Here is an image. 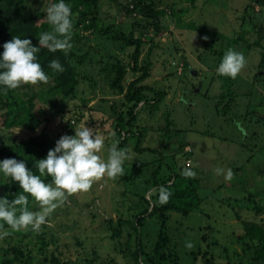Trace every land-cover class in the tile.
<instances>
[{"label": "rangeland", "instance_id": "obj_1", "mask_svg": "<svg viewBox=\"0 0 264 264\" xmlns=\"http://www.w3.org/2000/svg\"><path fill=\"white\" fill-rule=\"evenodd\" d=\"M155 1L165 12L161 17L164 29L157 34L131 0H96L92 6L88 0L89 6L81 5L79 14L72 11V47L62 52L71 56V62L87 63H73L79 75L74 93L65 96L53 91L50 81L45 86L38 82L12 89V97L18 100L32 96V113L41 121L37 125L10 124L6 105L10 97L0 90V145H14L32 135L55 144L61 135H74V129L86 126L104 138L99 152L102 159L113 146L127 152L122 175H105L88 191L67 194L51 212L40 228L47 231L46 239L52 238L45 251L38 252L37 231L28 234L29 229L5 228L0 232L11 234L0 237V254L12 238L10 244L19 240L24 252L35 253L38 264H63L69 259L92 264L85 258L93 264H136L131 251L140 241L151 254L155 246L168 252L164 264H264V259L258 263L251 260V248L243 250L245 231L253 224L264 234V105L258 103L264 66L254 68L260 49L249 51L256 55L246 53L248 61L235 78L216 72L222 58L218 52L233 49L245 54L243 47L251 48L254 40L264 47V6L255 0ZM50 3L26 0V6L39 13V22L47 23L49 31L45 9ZM131 30L143 40L137 71L131 69L134 46L113 39L115 33ZM248 41L252 44L244 46ZM147 60L148 76L135 87L143 84L149 89L133 104L124 95ZM114 65L123 68L122 92L103 74L112 73ZM158 91L163 96L154 106ZM226 91L237 95L239 107L249 104L245 112L236 108L235 101L231 106L234 112L217 114L216 98ZM227 103L225 98L222 104ZM114 110L126 118L128 110L137 116L123 146L116 133ZM36 160H29L33 171ZM217 168L223 171L217 173ZM229 169L231 178L225 179ZM186 170L196 178L202 199L198 209L186 215L169 212L163 225L161 215L149 216L139 237L125 226L119 241L111 238L108 216L112 225H117L120 217L133 218L129 213L143 206L142 196L149 198L150 204L155 202L161 186L152 183L154 176L159 180ZM124 174L131 178L124 180ZM31 203L30 210L38 211V203L34 199ZM125 230L131 235L126 236ZM128 237L131 249L126 247ZM188 241L191 248L185 246ZM143 258L139 252L137 260L143 263Z\"/></svg>", "mask_w": 264, "mask_h": 264}, {"label": "trees", "instance_id": "obj_2", "mask_svg": "<svg viewBox=\"0 0 264 264\" xmlns=\"http://www.w3.org/2000/svg\"><path fill=\"white\" fill-rule=\"evenodd\" d=\"M51 1L52 3L55 2V0ZM255 1L259 2L264 6V0ZM95 2L96 0H92L91 6L94 5ZM131 2L135 5V7H138L140 13L147 18L146 24L151 25L152 31L155 34L161 32L164 29L161 24V17L165 14V12L163 9L158 8L156 6L155 0H131ZM66 3L70 4L72 11H78V14L81 11V5L83 7L89 6L88 0H66ZM81 13L84 14L83 12ZM39 17L40 16L38 12L26 6V0H0V51L3 50V43L10 40L13 36H20L21 38L27 37L32 41L33 45L38 46V37L40 33L43 31H49L47 23L39 22ZM134 25H138V23H135ZM190 26L192 25L190 24ZM113 39L122 41L125 46H134L132 54L130 55L132 61L131 69L133 71H137L138 58L143 43L141 37L137 36L135 32L131 30V32H129L128 34L124 32L115 33ZM239 39L240 36L236 37L234 42L237 43ZM249 42L250 41L246 42L244 46H249L253 43L251 48L243 47L246 51L244 54L246 62L248 61L246 55H256V52L249 53L250 50H256L254 49L256 47L260 49V55H256L259 60L258 62L254 63V66H256L254 68L256 69L257 66H264V47L261 46V44L256 40H254V42L252 43ZM218 55L219 57H222L224 54L218 52ZM70 58L71 56H65L62 50H57L56 52H49L46 48L40 47V50L37 53V59L41 66L44 68L46 74L48 75L47 82H39L40 85L45 86V83L48 84V82L50 81L52 83L51 89L53 91L60 92L65 96L73 94L79 82V75L75 70L76 68L73 63L78 65H81L82 63H87L86 61L71 62ZM52 59H57L61 63L64 69L62 72L53 71L48 67L49 61H51ZM218 61H220V59H218ZM96 64H99V61H97ZM218 64L219 63H217V65ZM148 66H150L149 60H147L146 66L141 69L142 72L140 76H138L137 80L130 84V86L125 92L124 96L126 100L133 101V104L137 103L140 100L143 90L149 89L148 86L143 84L139 85L137 88L135 87L136 83L143 81L148 76ZM105 72L106 73H103L104 77L107 79V81L110 82L111 86L113 88H117L120 92H122V85L124 80L123 68L119 65H114L112 67V73H109L107 71ZM229 81V84L232 85L233 81H231L230 79ZM24 85L25 84H21V86ZM261 87L263 88L262 90H259L261 93L259 95L260 101L258 103L264 105V83ZM12 92H14L12 89L5 91V93L7 95L9 94L8 96L10 97V102L6 104L8 106L7 114L10 119L9 123L12 125L20 124L22 126L28 124L34 126L37 125V123H40L41 121H39L36 118L35 114L32 113V96L28 97L25 101H22L18 100V98L12 97ZM233 93L234 92L226 91L225 94H222L221 92L217 96L218 98H216L215 103V111L217 112V114L224 115L231 110L234 112L231 106L235 103V97L237 95H234ZM155 95L156 98L153 104L154 106H156L157 101L162 98L163 92H155ZM225 98L228 100V103L223 105L222 103L225 101ZM25 102L26 105L24 104ZM236 104V108H239L240 111L244 110V112L246 111L247 107H249V104L247 103L245 104L244 109L239 107V101H236ZM114 114L116 117V133L117 136H119L121 139L119 144L120 146H123L126 143V135L129 133L131 134L132 132V123L136 120L137 116L136 113L132 110H128V118H126V116L120 111L114 110ZM234 115L237 117L236 114ZM235 120L237 119L235 118ZM140 138L141 133H138L137 140H139ZM52 147H54V144L50 139L46 138L44 140H41L38 136L32 135L29 139H18V141L14 145H0V159L6 157H15L17 160H25L26 167L32 168V166L30 165L31 162H29V160H34L35 158L39 160L43 158L44 156H46L47 151ZM141 150H148L150 152L156 151L153 148H142ZM130 178L128 175L124 174V180H129ZM153 178L155 180H153L152 183H159L161 186L160 192L155 195V202H153V204H150L151 202L149 198L142 196L143 206L140 207L136 205L137 208L135 209V212H132L131 214L130 211L129 213V215H131L133 218L120 217L117 221V225H112L113 220H111L109 216L107 217V223L109 224L110 229L112 230V239L119 241V238L122 234V229L125 226L133 228L134 234L139 237L141 230L143 231L144 229L147 217L149 216L161 215L160 217L163 218L161 220V224L163 225L165 218L168 216L167 213L176 212L186 215L199 206L200 201L202 199L199 197V194L197 192L198 185L196 182V178L190 174H187V170L184 173L174 172L170 176L165 175L159 180H157L155 176ZM43 179H45L47 182L51 181V177L48 176L43 177ZM162 192L168 193V198L165 203L160 202V194ZM20 194H22V189L19 188L18 183L12 181L9 177H5L3 175L0 177V196H7V198L11 200ZM249 194L251 195V193ZM31 202H33V198L29 196V199L27 201V207L29 209L31 208L32 204L34 205V203ZM47 219L48 218H46V220ZM44 225L45 223L41 226ZM5 228L10 227L7 224L0 223V230ZM31 231L32 230L29 228L28 234H30ZM125 231L126 236L131 235L128 230ZM45 234H47V231H44V229H40L35 233L36 240L39 244L38 252L45 251L46 244L52 241V236H50L51 239L48 240L44 237ZM160 237L165 238L162 233ZM243 239L244 244L246 243L243 247V250L246 251L248 248H251V250H253L252 256H250L253 262L258 263L260 259H264V234L257 228L256 225L253 224L248 230L245 231ZM246 239H248L249 242H245ZM11 240L14 239L9 238L8 246L6 247L4 252L0 254V264H38V258L35 253L24 252V250L20 246L19 240L10 244ZM126 240V247L131 249L129 246L131 238L128 237V239L126 238ZM254 240H257L256 244H254ZM153 251L154 254L145 251L143 249L142 242L138 241L137 247L134 248V250L132 249L131 254L134 257L136 264H164V259L169 255L168 252L163 253L162 251H159L156 246L153 248ZM139 252H141V254L144 256L143 263L137 260V255ZM85 262L93 264V260L89 258H85ZM63 264H80V261H72L69 259L65 260Z\"/></svg>", "mask_w": 264, "mask_h": 264}, {"label": "clouds", "instance_id": "obj_3", "mask_svg": "<svg viewBox=\"0 0 264 264\" xmlns=\"http://www.w3.org/2000/svg\"><path fill=\"white\" fill-rule=\"evenodd\" d=\"M45 13L51 30L40 33L38 46L33 45L29 38L20 36H13L3 43V50L0 51V90L15 89L21 84L47 82L48 75L37 59L40 47L49 52L62 50L65 53L72 47L70 4L66 0H55L48 5ZM245 64L243 53L229 49L222 56L216 72L235 78ZM48 67L53 71L64 70L57 59L49 61ZM74 130V135H61L46 156L34 162L35 172L26 167L25 160H17L15 157L0 159V174L18 183L22 189V194L11 200L7 196H0V223L7 224L14 231L29 228L39 231L46 218L64 201L67 194L88 191L95 180L105 175L115 178L123 174L126 150L113 146L107 158L102 159L99 152L104 138L90 127ZM216 171L220 173L223 169L217 168ZM46 176L51 177L50 182L43 179ZM230 178L229 169L225 179ZM29 196L38 203V211L27 207ZM167 198V192L160 194L161 203H165ZM10 234L7 231L0 232V237ZM185 246L191 248V241L186 242Z\"/></svg>", "mask_w": 264, "mask_h": 264}]
</instances>
